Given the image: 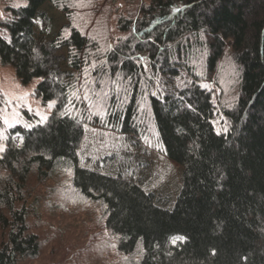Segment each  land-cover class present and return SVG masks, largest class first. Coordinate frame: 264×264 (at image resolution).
<instances>
[{
	"label": "trees",
	"instance_id": "16d2710c",
	"mask_svg": "<svg viewBox=\"0 0 264 264\" xmlns=\"http://www.w3.org/2000/svg\"><path fill=\"white\" fill-rule=\"evenodd\" d=\"M13 1L0 19V66H13L23 84L39 78L36 96L55 104L46 122L8 130L0 264L40 254L23 191L31 173L66 176L65 195L98 204L132 264H264V0H137L115 18L116 35L97 19L95 0ZM48 2L67 23L37 40V31L51 32L41 10ZM181 71L191 80L183 88L155 90L156 78L172 84ZM210 79L217 104L199 83ZM217 108L228 120L225 132L213 124ZM86 125L153 139L181 169L171 205L123 166L115 174L81 166Z\"/></svg>",
	"mask_w": 264,
	"mask_h": 264
},
{
	"label": "rangeland",
	"instance_id": "374dc122",
	"mask_svg": "<svg viewBox=\"0 0 264 264\" xmlns=\"http://www.w3.org/2000/svg\"><path fill=\"white\" fill-rule=\"evenodd\" d=\"M136 2L137 0H95L97 9L94 10H97V19L107 20L112 28L111 35H116L113 28L115 18L118 14H126ZM5 3L14 4V1L0 0V19L8 15L3 7ZM41 10L51 17L52 28L48 35L37 31L36 37L37 40H49L67 21L64 14L49 2ZM111 41L110 36V44ZM141 59L144 68L150 73L147 54H142ZM39 81V78H34L23 84L16 76L13 66H0V147L3 149L9 128L44 123L46 121L41 122V116H47L48 119L52 113L54 106L48 105L55 100L43 103L35 94ZM190 81L186 72L181 71L172 84L166 79L156 78L155 90L162 88L178 91ZM199 83L202 87L207 85L205 88L213 91L214 102L217 104L218 94L213 79ZM6 100L11 103L6 104ZM24 111L35 116L34 122L27 118ZM5 118H8L11 127L4 123ZM213 124L217 131L225 132L228 129V120L218 108ZM149 141L97 125H86L78 151L80 165L100 169L108 174H115L116 168L123 166L121 170L127 177L153 192L161 205L169 206L180 185L181 169L165 158L153 139ZM110 155H113L112 161H108L105 167L102 158ZM0 175L4 176L5 173L0 170ZM65 178L67 179L66 176L59 175L41 179L35 173L29 175L23 191L26 205L33 210L29 218V230L39 237L40 254L37 258L23 260L20 264H132L133 255H124L116 249V238L106 229L99 205L76 195L64 194ZM6 232L0 224V242Z\"/></svg>",
	"mask_w": 264,
	"mask_h": 264
},
{
	"label": "snow or ice",
	"instance_id": "6c2138e0",
	"mask_svg": "<svg viewBox=\"0 0 264 264\" xmlns=\"http://www.w3.org/2000/svg\"><path fill=\"white\" fill-rule=\"evenodd\" d=\"M18 6V5H17ZM204 87H207V85H203ZM25 95H27V93L25 94ZM5 103L6 104H8V103H11V101H5ZM54 104H55V101H50L49 102V107H52V106H54ZM37 115H40V113L39 112H37ZM63 115V114H62ZM47 120V116H41V122H44V121H46ZM4 123L5 124H8L9 125V127H11L12 125L11 124H9V122H8V118H5L4 119ZM29 127H30V125H29ZM225 131H226V129H225ZM4 149H3V147H0V152H2ZM177 239H182V237H178Z\"/></svg>",
	"mask_w": 264,
	"mask_h": 264
}]
</instances>
